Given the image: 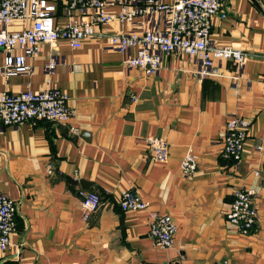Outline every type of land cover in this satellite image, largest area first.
<instances>
[{
	"label": "crops",
	"instance_id": "obj_1",
	"mask_svg": "<svg viewBox=\"0 0 264 264\" xmlns=\"http://www.w3.org/2000/svg\"><path fill=\"white\" fill-rule=\"evenodd\" d=\"M46 1L58 26L91 17L90 8ZM106 2L114 13L123 9L120 0ZM223 11L212 18L211 43L245 50L248 58L242 66L217 61L207 76L176 53L163 55L155 74L128 68L104 37L129 30L119 21L97 26L101 35L79 48L63 39L41 44L26 58L29 72L0 73V93L56 87L72 112L67 122L0 128V191L16 204L15 231L0 264H264V0H226ZM28 24L15 21L8 30ZM4 61L1 52L0 67ZM230 115L250 121L238 161L222 154ZM147 136L167 143L165 162L150 158ZM188 153L197 167L185 175L180 163ZM239 188L253 191L258 216L247 235L225 217ZM128 189L138 190L148 209L122 210L119 198ZM79 190L101 200L87 221ZM150 211L173 218L170 247L154 244Z\"/></svg>",
	"mask_w": 264,
	"mask_h": 264
},
{
	"label": "built area",
	"instance_id": "obj_2",
	"mask_svg": "<svg viewBox=\"0 0 264 264\" xmlns=\"http://www.w3.org/2000/svg\"><path fill=\"white\" fill-rule=\"evenodd\" d=\"M225 1L174 0L167 3L162 0H120L123 9L114 13L108 9L106 0H64L67 10L90 8L92 13L87 20H73L58 26L53 16L55 7L46 0H0V53L5 54L0 73L10 76L29 72L26 58L36 56L41 44L63 39L71 47L79 48L84 40L99 37L101 34L95 28L110 21L130 24L127 31L104 36L109 47L123 54L128 68H140L147 74H155L161 67L162 56L171 53L185 55L197 62L200 76L214 74L217 61L231 60L242 66L248 52L229 45L213 44L210 40L212 18L217 13L225 16ZM26 20L29 24L21 30H8L13 22ZM54 66L51 60L46 68L50 71ZM71 114L66 94L56 87L0 93V128L39 120L67 122ZM249 124L246 118L228 117L222 140V154L226 158L239 160ZM145 146L153 161L163 163L167 160L169 148L160 137L147 136ZM196 167L191 153L186 154L180 163V170L185 175L193 173ZM253 194L246 188L235 189L225 212L228 223L242 235L250 234L257 225ZM78 195L81 218L87 221L99 209L100 197L96 192L86 190H79ZM148 206L149 202L136 189L124 190L120 195L119 207L122 210H145ZM15 210V202L0 191L1 254L10 246V237L15 231ZM148 225L154 244L161 248L173 244L176 226L170 214L150 211Z\"/></svg>",
	"mask_w": 264,
	"mask_h": 264
},
{
	"label": "water",
	"instance_id": "obj_3",
	"mask_svg": "<svg viewBox=\"0 0 264 264\" xmlns=\"http://www.w3.org/2000/svg\"><path fill=\"white\" fill-rule=\"evenodd\" d=\"M69 182L71 183H75L76 181L75 180H72L71 178H66ZM165 264H178V262H175V261H170V262H167Z\"/></svg>",
	"mask_w": 264,
	"mask_h": 264
}]
</instances>
